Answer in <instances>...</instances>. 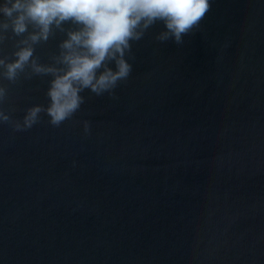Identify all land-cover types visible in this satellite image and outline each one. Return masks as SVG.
<instances>
[{
    "label": "water",
    "instance_id": "obj_1",
    "mask_svg": "<svg viewBox=\"0 0 264 264\" xmlns=\"http://www.w3.org/2000/svg\"><path fill=\"white\" fill-rule=\"evenodd\" d=\"M162 29L133 42L115 98L0 124V264H264V0H211L183 45ZM49 79L3 108L47 106Z\"/></svg>",
    "mask_w": 264,
    "mask_h": 264
},
{
    "label": "clouds",
    "instance_id": "obj_2",
    "mask_svg": "<svg viewBox=\"0 0 264 264\" xmlns=\"http://www.w3.org/2000/svg\"><path fill=\"white\" fill-rule=\"evenodd\" d=\"M210 10L211 0H0V124L27 131L43 113L59 127L80 110L85 90L115 98L114 89L132 72L126 56L133 42L161 23L155 39L183 45V37L199 29ZM57 33L64 38L42 63L36 48ZM33 77H50L48 104L32 105L13 119V109L3 108L11 86ZM82 124L87 134L89 122Z\"/></svg>",
    "mask_w": 264,
    "mask_h": 264
}]
</instances>
